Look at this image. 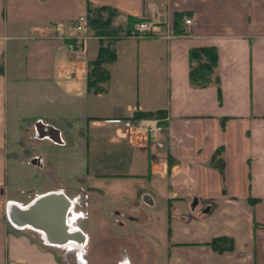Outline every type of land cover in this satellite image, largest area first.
<instances>
[{
  "label": "crops",
  "instance_id": "0c3cea01",
  "mask_svg": "<svg viewBox=\"0 0 264 264\" xmlns=\"http://www.w3.org/2000/svg\"><path fill=\"white\" fill-rule=\"evenodd\" d=\"M86 5L110 8L115 32L86 27L76 56ZM150 17L158 34L124 35ZM99 46L113 57L94 91ZM201 46L216 80L196 86L188 51ZM136 113L164 119L161 149L102 124ZM71 208L86 264H264V0H0V264H64L30 226L59 235ZM221 236L230 248L212 249ZM95 238L109 240L100 252Z\"/></svg>",
  "mask_w": 264,
  "mask_h": 264
},
{
  "label": "trees",
  "instance_id": "16d2710c",
  "mask_svg": "<svg viewBox=\"0 0 264 264\" xmlns=\"http://www.w3.org/2000/svg\"><path fill=\"white\" fill-rule=\"evenodd\" d=\"M113 15L114 12L108 7H90L89 5H86L87 27L94 35L106 36L115 32L111 26ZM180 17L181 14H176L175 18L178 20ZM139 20L141 19H132L129 21V24ZM112 57V50H108L102 46L98 47L95 58L87 62L86 84L88 88L93 86L92 90H98L96 87L94 88L93 84L98 80L106 78V73L102 71L101 64L105 61L111 60ZM188 62V79L190 83L196 86L207 85L214 76V69L216 66V52L214 47L201 46L191 48L188 51ZM213 79L216 80V76H214ZM133 117H152V115L147 113H136ZM215 162L218 165H221L220 159H215ZM208 245H210L212 249L219 251L230 248L231 242L229 238L221 236L211 239L208 242Z\"/></svg>",
  "mask_w": 264,
  "mask_h": 264
},
{
  "label": "built area",
  "instance_id": "2783aa9c",
  "mask_svg": "<svg viewBox=\"0 0 264 264\" xmlns=\"http://www.w3.org/2000/svg\"><path fill=\"white\" fill-rule=\"evenodd\" d=\"M181 24L184 28L190 27L192 25V16L181 15L180 17ZM87 27V19L84 16H79L72 23V28L76 33V36L72 38V41L67 44L68 49L75 54L76 56L81 55V43L84 40V35L80 33L83 32ZM160 32V25L157 17H150L147 19H141L139 21L128 24L124 29V35L128 38L139 40L145 37L156 35ZM172 33L169 29L167 33L164 34V37H168ZM164 119L152 116V117H140L135 118L125 117V118H115V119H103L102 124L110 127H116L122 131L128 133L131 139L134 137L137 139L138 144L142 146H148L153 144L155 148L161 149L164 144L159 139V134L163 129ZM35 160L40 163L39 158ZM143 201L147 204L149 203L147 197L145 196ZM72 211V208L70 209ZM78 214V212L76 213ZM71 216V214H70ZM70 219V218H69Z\"/></svg>",
  "mask_w": 264,
  "mask_h": 264
},
{
  "label": "bare ground",
  "instance_id": "6f19581e",
  "mask_svg": "<svg viewBox=\"0 0 264 264\" xmlns=\"http://www.w3.org/2000/svg\"><path fill=\"white\" fill-rule=\"evenodd\" d=\"M36 202V200L32 203L34 204ZM18 205V204H17ZM18 207L20 208L21 206L18 205ZM23 208H30L27 206H23ZM21 208V209H23ZM73 212V211H72ZM71 210L69 209V211L67 212V214L65 213L63 218L61 219L60 224L58 225V229H57V234L59 235H48L47 233H44L42 230H40V228H38L35 224H31L30 227L33 228V230L38 231L39 233H42L44 240L49 243L50 245H57L58 247H64L66 249H70V250H81L84 249V243L83 240L81 238L82 232H79V229H77L75 226L72 225L73 221L71 224L70 223V216ZM74 214L71 213V215H73V217H76V212H73ZM19 217V216H17ZM20 218V217H19ZM34 219H32L33 221H38V219L36 217H33ZM53 217L50 216L48 217V220H51ZM19 220V219H18ZM64 225V228L61 225ZM76 225V224H75ZM64 231H68V233L70 234V236H66L64 234ZM71 235H74L73 237ZM78 236H80V238L78 239ZM120 264H126V263H120Z\"/></svg>",
  "mask_w": 264,
  "mask_h": 264
},
{
  "label": "rangeland",
  "instance_id": "374dc122",
  "mask_svg": "<svg viewBox=\"0 0 264 264\" xmlns=\"http://www.w3.org/2000/svg\"><path fill=\"white\" fill-rule=\"evenodd\" d=\"M59 176H61V174H59ZM5 202L6 201H4V203H3V205L5 204ZM144 203L145 202H142L141 201V203L140 204H142V206L141 207H143V209L146 211V209H147V211H150V212H148V213H152L153 211H155V212H159L160 210H158V209H151L150 210V208H146L145 207V205H144ZM108 204H110V205H108ZM12 205V204H11ZM139 206V207H140ZM7 208V207H6ZM78 208H80V207H76V211H80V210H78ZM4 209V211H6V209L4 208V206L2 207V210ZM113 202H109V203H107L106 205H104V206H102L101 207V210H102V212L103 213H108L109 211L111 212H113ZM89 210H90V208H89ZM3 212V211H2ZM79 214H81V213H79L78 212V214H76V215H78L79 216ZM97 239L98 238H95V243H92L91 244V249H92V251L94 252L95 250H98V252H100V249H102V245H108V243H106V242H108L109 240H106V241H103V244L101 245V244H99V242H96L97 241ZM83 250V249H82ZM56 251L58 252V254H59V258L62 260V262L64 263V264H86V260H85V258H84V256H83V251H81V250H70L69 249V251H68V249L66 250V249H61V248H58V249H56Z\"/></svg>",
  "mask_w": 264,
  "mask_h": 264
},
{
  "label": "water",
  "instance_id": "95a60500",
  "mask_svg": "<svg viewBox=\"0 0 264 264\" xmlns=\"http://www.w3.org/2000/svg\"><path fill=\"white\" fill-rule=\"evenodd\" d=\"M59 212H60V215L62 216V212H63V210H62V208L60 209L59 208ZM34 222V221H33ZM36 223V222H35ZM48 233V232H47ZM66 235V234H65ZM67 237H68V235H66Z\"/></svg>",
  "mask_w": 264,
  "mask_h": 264
}]
</instances>
